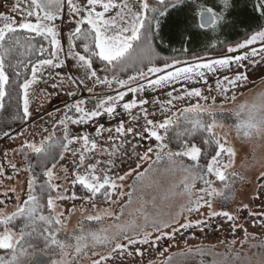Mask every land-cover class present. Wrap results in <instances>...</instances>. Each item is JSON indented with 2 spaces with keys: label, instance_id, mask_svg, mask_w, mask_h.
Wrapping results in <instances>:
<instances>
[{
  "label": "snow or ice",
  "instance_id": "1",
  "mask_svg": "<svg viewBox=\"0 0 264 264\" xmlns=\"http://www.w3.org/2000/svg\"><path fill=\"white\" fill-rule=\"evenodd\" d=\"M183 3L184 0H154L153 3L150 0H16L11 12L17 15L0 13V111L5 110V99L10 96L9 68L14 70L16 79L12 83L22 93L23 101L22 114L17 112L15 119L32 117L30 90L42 80L44 72L47 71L52 79L53 89L63 87L65 78L59 71L53 74L50 70L63 69L69 58L76 67L83 69L85 79L94 86L112 89V92L96 96L91 107L84 99L66 105V111L56 121L62 126V136H44L48 129L43 128L21 145L23 151L30 150L35 155L44 180L38 184L34 166L29 163L26 171L30 178L24 198L15 197L17 203L12 211H8L5 201L0 200V264H48L44 257L52 249L59 250L60 259L51 260V264H79L80 258L89 253L98 257L91 259L90 264H107L112 253L123 254L130 245L151 244L153 231L160 233L155 237L159 241L162 236H175L180 229L203 230L213 217L232 222L233 231L238 228L243 231L242 247L256 239L254 233L236 223L239 216L223 210L226 202L234 198L237 185L232 177L239 173L229 171L234 167L237 153L223 134L225 124L218 120L222 113L216 110L217 96L224 102L236 100L235 90L248 81V73L224 75L222 79H216L214 85H209L208 74L235 71L233 65L246 69L248 64L264 61V25L242 41L228 46L225 55L193 57L191 60L173 58L171 62L164 59L158 64L160 58L155 53L153 37L160 29V18ZM229 7L230 0H223L221 11L202 8L199 27H222ZM256 8L264 17V0H259ZM64 27L67 32L62 35ZM94 61L104 65L102 71L111 75L98 74L101 70L94 67ZM130 69L132 74L126 78L121 76ZM22 70H27L30 75L24 76L21 82ZM69 79L76 85L85 82L84 79ZM193 82L202 83L203 87H189ZM113 85L116 86L114 89ZM170 86L165 99L153 96L150 100L142 95L148 90H164ZM87 91L93 93L94 89L89 87ZM130 94L132 98L126 100ZM193 98L194 103L190 102ZM181 103L183 106H178ZM149 106H154L152 111ZM105 115L120 119L114 127L105 128L99 124L94 134L70 130L71 125H88ZM231 115L235 118L233 127L238 136L244 139L264 137V92L258 93L251 102L245 100L237 105ZM105 133L107 140L112 142L111 151L101 143ZM3 135L7 137L9 133L5 131ZM36 135L41 136L38 142ZM129 136L155 141V146H148L143 153L136 151L138 145H132L139 162L147 163V167L143 171L130 169L124 174H113L116 166L113 157L123 144L129 143ZM173 144L176 150L171 147ZM104 156L107 159L99 158ZM162 162L167 163L165 176L153 180L148 187L161 188L171 177L167 188L163 189V199L179 200L178 211L171 219H162L160 215L148 213L142 205L135 211L143 216V225L135 217L119 222L127 206L132 204L136 191L135 185L131 192L123 191V181L135 172L137 182L143 183L155 174L154 165ZM140 163H137V169ZM9 166L14 170L17 167L11 161ZM3 175V166H0V177ZM260 179L264 180V173L260 174ZM218 183L222 187H216ZM77 186L86 195L78 196L75 190L69 191ZM260 188L264 191V184ZM10 191L15 193L16 189ZM125 196L128 197L127 204L120 205L119 215L111 207L97 208V201L113 204L117 202L114 197ZM217 198L221 202L219 211L213 207ZM76 200L87 202L97 214L85 216L69 234L67 225L72 214L77 210L87 211L84 207L77 209L75 204L71 209L63 208L64 201ZM152 204L155 206V197ZM241 207L248 209L249 206L242 204ZM205 208L208 213L204 218H190L193 214H201ZM249 215L259 217V221H251L253 226L259 222L264 227V210L249 212ZM109 217L117 221L111 229L84 227L85 221L100 223ZM174 224L179 227L174 228ZM149 228L152 231H148ZM61 233H65L63 239ZM113 244L107 254L95 251L97 247ZM231 244L234 246L236 240ZM250 246L257 249L256 255L260 259L253 262L249 258L247 264H264V241ZM192 251L188 249L189 253ZM195 252L200 264H218L216 256L225 261L229 259L227 253H216L213 249L198 247ZM137 254L142 256L143 252L137 249ZM206 257L211 259L206 260ZM239 258L240 254L235 253V259L238 261ZM172 260L173 257L168 256L161 264H171Z\"/></svg>",
  "mask_w": 264,
  "mask_h": 264
},
{
  "label": "rangeland",
  "instance_id": "2",
  "mask_svg": "<svg viewBox=\"0 0 264 264\" xmlns=\"http://www.w3.org/2000/svg\"><path fill=\"white\" fill-rule=\"evenodd\" d=\"M153 2L154 0H150V3ZM15 3L16 0H0V13L17 15L16 13L11 12ZM66 32L67 27L62 28V35ZM37 40H39V38H37ZM225 54H227V50L220 55H205L200 57H219ZM164 59L171 62L173 58L163 57L158 59L157 63H162ZM191 59L192 58H186L182 60ZM245 63L248 64V62ZM94 67H98L101 70L98 74L111 75L110 72L104 73L102 71L104 65L100 64L99 61H94ZM233 68L235 71L221 70L215 75L211 73L208 74L209 85H214L215 80L222 79L224 75L232 76L235 75V72L244 71H247L248 73V81L242 87L235 90L237 98L234 102H224L222 97L217 96L216 110L222 113V115L218 117V120L225 124L223 134L227 135L229 143L235 147L237 153L234 167L229 171H236L239 173V176L232 177V179L236 181L237 185L234 198L231 201L226 202L223 210L232 212L233 214L239 216V220L236 221V223H239L243 225L244 228H247L249 233H254L256 239L250 240L249 244H245L242 247L240 241L244 238L243 231L239 228L233 231L231 228L232 222H229L222 217H213L208 220L206 226L203 227V230H201V228L180 229L175 236H162L159 241H156L155 237L160 235V233L153 231L151 244L130 245L123 254L119 252L112 253V258L107 261V264H161L162 261H166L168 256L173 257L171 264H200V259L195 252V249L198 247L213 249L216 253H227L229 256L227 261L223 260L221 256L215 257L218 264H247L249 258H251L253 262L260 259V257H257L256 255L257 249L255 247H251L250 245L264 241V227H261L259 222L253 226L251 221L253 219L259 221V217H252L249 215V212H259L264 210V191H261L260 188V185L264 184V180L260 179V174L264 173V137L244 139L241 136H238L235 128L233 127L235 118L231 115V111L236 109L237 105L243 103L245 100L251 102L258 93L264 92V61L256 65L248 64L246 69L236 65H233ZM50 71H53V74L55 71H59L60 75L65 78L63 87L53 89L51 87L53 82L52 79H49L47 71L44 72L42 80L30 90V110L33 112L32 117L27 120H15L17 112L22 114V93L19 92L17 85L12 83V81L16 79L14 70L11 68L8 69L10 76L8 90L10 92V96L5 99V110L0 111V166H3L4 172V175L0 177V200L5 201L8 211H12L14 209L15 203H17V201H15L16 196H20L21 199L24 198V191L26 190L27 181L30 177L29 172L26 171L28 165L26 163L25 156H27V159L29 160L34 154L30 150L25 152L21 149V145L24 141L32 139V134L39 133L43 128L48 129L47 132L43 133L44 136H62V126L56 123V121L60 118L61 114L66 111V105L74 103L76 100L84 99L88 101L87 106L91 107L96 96L102 95L106 92H112V89H109L107 86H94L90 80L85 79L83 69L76 67L75 62L70 58L67 60L63 69ZM130 74H132V69H130L127 73H121V76L126 78V76ZM26 75H30V73L27 70H22L20 77L21 82ZM69 77L84 79L85 82L82 85H76L71 83ZM193 86L203 87V84L196 82L189 84V87ZM89 87H93V93H89L87 91V88ZM115 87L116 86L113 85V89ZM176 87H179V85H176ZM170 90L171 86L164 90H148L142 95L150 100L153 96L165 99L166 92ZM70 92H75V96L69 95ZM10 97L14 99L17 98L19 101L17 107L8 105ZM130 98H132V94H130L129 97H126V100ZM190 102L194 103L195 99L193 98ZM201 103H203V101H201ZM221 104H223L222 108L220 107ZM178 106H183V104L181 103ZM153 107L154 106H149V111H152ZM119 111L122 112L123 110L119 109ZM49 114H51V116ZM124 118L126 120L129 119L126 115ZM119 119V116L112 118L105 115L96 118V120L90 121L88 125H71L70 130L78 134H82L85 131L94 134L95 129L99 126V124H103L105 128L114 127ZM140 123H143V121L141 120ZM11 127H15L16 130H18L16 137L14 136L16 131L11 130ZM5 131L9 133V136L6 137L3 135ZM21 132L24 134L19 135ZM25 135H28V138L23 141V137ZM107 135L108 134L105 133V138L101 141V143L104 147L111 151L112 142L107 140ZM35 139L38 142L41 139V136L36 135ZM128 140L129 143L123 144V146L120 147V150L116 153L115 157H113L116 165L112 170L113 174H124L130 169L143 171L144 168L147 167V163L139 162L137 156L133 152L132 145H138L136 151L143 153L148 146L154 147L155 141L148 138H141L139 136H129ZM116 144L119 145V141H116ZM171 147L173 150H176L175 144L171 145ZM99 158L107 159V156ZM9 161L16 164L17 167L15 170L9 166ZM137 163H140V167L138 169L136 168ZM57 167L59 169L60 166L58 165ZM154 167L156 169L155 174L147 177L143 183L137 182L135 172L123 181V191L126 193L131 192L134 185L136 191L132 196V204L127 206L128 208L125 211V215L119 222H126L135 217L137 222L143 225V216L135 211L142 205L146 207L148 213L152 215H160L162 219H171V217L178 211L180 203L179 200L163 199V189L167 188L168 183L172 179L171 177L165 181L161 188L148 187V184L153 180H159L165 176L164 169L167 167V163L162 162L158 165H154ZM9 177H11V179H9ZM199 186L200 185H198V187ZM216 187L219 188L222 187V185L218 183ZM12 188L16 189L15 193L10 191ZM72 190H75L78 196L86 195V193L79 186L75 189H70L69 191ZM153 197H155V206L152 204ZM114 199H116L117 202L113 204H109L107 201H97V208L105 209L111 207L112 211L119 215L120 205L127 204L128 197H114ZM73 204L76 205L77 209L84 207L87 211L81 212L77 210L72 214L71 220L67 225V231L69 233L76 228L78 221L82 220L85 216L97 214L96 209L83 200L64 201L63 208L71 209ZM220 204L221 202L219 198H217V200L213 202V207L219 211L221 210ZM242 204H248V209H243L241 207ZM207 213L208 209L205 208L201 210V214H193L190 218H204ZM180 222H184L183 218H181ZM114 223H117V221L114 222L113 218L109 217L100 222L99 225H104L106 227L103 228L111 229V226ZM173 227L178 228L179 225L174 224ZM148 231H152V229L149 228ZM163 231L170 232L171 229H163ZM232 240H236V244L234 246L231 244ZM112 247H114V244L108 247L99 248V251L97 252L107 254L108 252H111ZM189 248L193 249L191 253L188 252ZM137 249H140L143 252L142 256L137 254ZM182 252L185 253L184 256L179 255ZM237 252L240 254L238 261L235 259V253ZM161 253H163V255H161ZM94 258L98 257H92L91 254L83 256L80 258L79 264H90L91 259ZM205 259L207 260L211 258L206 257Z\"/></svg>",
  "mask_w": 264,
  "mask_h": 264
},
{
  "label": "trees",
  "instance_id": "3",
  "mask_svg": "<svg viewBox=\"0 0 264 264\" xmlns=\"http://www.w3.org/2000/svg\"><path fill=\"white\" fill-rule=\"evenodd\" d=\"M258 2L259 0H230V7L223 26L213 29L199 27L201 22L199 13L204 7H212L216 11H221L223 0H184L177 10H170L169 15L160 18V29L153 37L155 53L159 58L177 59L220 55L227 50L228 46L242 41L264 25V17L256 8ZM18 104L17 98H9L8 105L17 107ZM10 129L16 131L14 134L16 137L18 130L15 127ZM27 138L28 135H25L23 141ZM26 163L34 166L37 182L42 183L44 177L40 166L36 163L35 155L31 156ZM84 227L95 229L106 226L85 221ZM64 236L65 233H61L60 238L63 239ZM99 248L101 247H97L95 251H99ZM44 258L51 264V260L60 259V252L58 249H52Z\"/></svg>",
  "mask_w": 264,
  "mask_h": 264
},
{
  "label": "water",
  "instance_id": "4",
  "mask_svg": "<svg viewBox=\"0 0 264 264\" xmlns=\"http://www.w3.org/2000/svg\"><path fill=\"white\" fill-rule=\"evenodd\" d=\"M204 19L206 20V19H207V16H205ZM45 260H46V259H45ZM48 264H49V262H48Z\"/></svg>",
  "mask_w": 264,
  "mask_h": 264
}]
</instances>
